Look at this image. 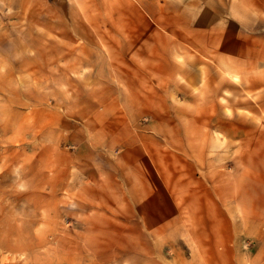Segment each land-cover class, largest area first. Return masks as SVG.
<instances>
[{
    "label": "rangeland",
    "instance_id": "374dc122",
    "mask_svg": "<svg viewBox=\"0 0 264 264\" xmlns=\"http://www.w3.org/2000/svg\"><path fill=\"white\" fill-rule=\"evenodd\" d=\"M179 2L0 0V264H264L244 235L208 262L212 248L200 252L196 224L182 222L180 185L173 200L160 194L166 166L264 153V13L249 9L246 25L227 0ZM117 50L120 67L107 64ZM118 73L133 104L120 111L104 87ZM118 111L130 135L120 153L108 135ZM136 151L146 163L121 173L119 154ZM150 160L156 215L136 191Z\"/></svg>",
    "mask_w": 264,
    "mask_h": 264
},
{
    "label": "crops",
    "instance_id": "0c3cea01",
    "mask_svg": "<svg viewBox=\"0 0 264 264\" xmlns=\"http://www.w3.org/2000/svg\"><path fill=\"white\" fill-rule=\"evenodd\" d=\"M172 1L174 4L180 3V0ZM227 2H229V7L232 9L236 7L245 8V14L248 13L244 21L246 25L253 22V17L249 9H259L260 15L264 13V0H239L240 5L236 3V0H227ZM178 6L181 7L180 5ZM85 54L89 55L87 52ZM110 55L112 58L108 60L107 64L120 67V50L112 51ZM102 69L105 70L104 67ZM119 73L117 75L119 78L117 83L108 82L104 87L116 89V93L113 97L110 96V100L108 99L109 101H106L108 102L107 104L118 105L120 111L121 106L128 102V100L124 101V97H120ZM133 94V97L138 100L137 103L133 99V102L137 105L136 107H138V104H140V107L144 106L146 100H142L140 95ZM89 103L93 105L92 102ZM128 105L133 104L128 102ZM91 110L86 109L84 113L89 114L93 111L96 113L98 110H100L98 111L99 114L107 112V109L104 108ZM119 111L115 117L118 121L117 130H112L110 133L108 132V135L117 138L116 141L119 142V150L117 152L120 153V135L125 137H123L125 141L126 137L130 135L126 134L124 127L120 124ZM109 112L111 113L110 110ZM200 115V113H196L197 118ZM121 117L122 120L125 118L123 115ZM130 119L133 118L130 117ZM262 130L264 131V128ZM136 152V156L134 157L133 155L131 159L128 160H124V158L120 160L119 154V165L117 168L120 169L121 173H123L126 168L130 167L128 165L131 162H133L136 173H138V162L142 161L146 163L145 156H143L142 159L141 152ZM253 152L258 154H254ZM125 153L129 155L128 152H123L122 155ZM260 158H263L262 161H260ZM135 159L138 162H136ZM214 160L215 159L205 160L203 155L202 160H198L197 162L189 159H187L186 162L182 160L183 169L180 174L175 172L176 170H173L171 165L166 166L165 175L167 179L163 183L167 185V188L164 193L160 194L168 201L173 200L172 184L180 185L182 222L190 226L193 225V227L196 224V239L200 252L204 250L205 247L212 248L213 252L210 255V259L207 260L208 262L216 257V249L221 246H227L233 249V253L236 254L235 247L239 244V237L243 235L254 239L255 245L258 247L256 248L254 256L251 257L252 260L262 262L264 261V153L259 149L253 150L251 153L249 151L246 152L244 149V154L238 156V158L231 161L232 163L229 162L228 166H223V168L221 166L210 167L211 161ZM167 161L171 162V160ZM214 163H217V160ZM100 167L104 168L102 165H100ZM139 169L142 170L141 167H139ZM157 174L156 161L150 160L149 173L144 174L142 172L144 179L143 182L139 184L142 185V190L136 188V191L142 193L144 201L148 204L150 209L148 213L154 215H156V213L158 214V212L155 211L158 205ZM108 178L112 179V182L117 185L122 183L120 176L113 178L108 175ZM141 196H138V198L135 197L139 202V207L142 206L140 200ZM137 214L139 215L140 211H138ZM152 223L153 222L150 221L149 225ZM154 225L156 226V223H154ZM149 230L157 232V226L155 229ZM185 230L188 229L186 227H181V231ZM220 233L221 235H219ZM247 256H249V254ZM247 256L246 258H248ZM205 258H209V255L205 256ZM235 258H237V255Z\"/></svg>",
    "mask_w": 264,
    "mask_h": 264
}]
</instances>
